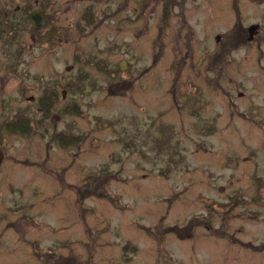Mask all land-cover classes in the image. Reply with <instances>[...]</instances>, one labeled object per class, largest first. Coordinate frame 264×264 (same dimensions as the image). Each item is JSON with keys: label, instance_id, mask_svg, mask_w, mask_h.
I'll use <instances>...</instances> for the list:
<instances>
[{"label": "rangeland", "instance_id": "rangeland-1", "mask_svg": "<svg viewBox=\"0 0 264 264\" xmlns=\"http://www.w3.org/2000/svg\"><path fill=\"white\" fill-rule=\"evenodd\" d=\"M0 149V264H264V0H0Z\"/></svg>", "mask_w": 264, "mask_h": 264}, {"label": "trees", "instance_id": "trees-1", "mask_svg": "<svg viewBox=\"0 0 264 264\" xmlns=\"http://www.w3.org/2000/svg\"><path fill=\"white\" fill-rule=\"evenodd\" d=\"M46 21L49 23V17H47L46 18ZM36 30V29H35ZM37 31V30H36ZM46 99H48V100H50V102L48 103V104H43V103H40V106H42L44 109H45V111H44V116H46V115H48V113H49V110H50V107L48 108V105H50L52 102H54V100H55V97H54V95L53 94H51V95H48L47 96V98ZM41 101L42 100H44V98H41L40 99ZM52 105V104H51ZM29 123H28V120L27 119H22V120H20V122L19 123H17V125L19 126L20 125V127L17 129V127L16 126H14L13 125V127H10V128H7L11 133H21L22 131H24L26 128H27V125H28ZM27 130H29L28 128H27ZM67 139V138H66ZM71 142V141H70ZM59 143H60V145H62V146H64V145H66L67 143H69V142H66V141H64V140H62L61 138L59 139ZM263 188V186L260 188V189H262Z\"/></svg>", "mask_w": 264, "mask_h": 264}, {"label": "water", "instance_id": "water-1", "mask_svg": "<svg viewBox=\"0 0 264 264\" xmlns=\"http://www.w3.org/2000/svg\"><path fill=\"white\" fill-rule=\"evenodd\" d=\"M28 20L36 29H40L42 27V13L40 11L31 12L28 15ZM249 29H250V34L252 35V32L255 29V26L250 27ZM216 40L217 41L219 40L218 37L216 38ZM119 67L121 70H124L123 65L120 64ZM66 69L68 71L70 70V67H67ZM1 160H2V155L0 154V162Z\"/></svg>", "mask_w": 264, "mask_h": 264}, {"label": "flooded vegetation", "instance_id": "flooded-vegetation-1", "mask_svg": "<svg viewBox=\"0 0 264 264\" xmlns=\"http://www.w3.org/2000/svg\"><path fill=\"white\" fill-rule=\"evenodd\" d=\"M240 29L243 30V28H240ZM247 35H248V37H247L248 38V41L249 42H252V39L254 38V34L253 35L250 34V29L249 28L247 29ZM43 113H44V111H43ZM0 154L2 155L1 149H0ZM3 162H4V156L2 155V160L0 162V167H1V165H2ZM256 198L259 199L260 198V194H256ZM45 252H47V254H51V255L53 254L52 251L45 250Z\"/></svg>", "mask_w": 264, "mask_h": 264}]
</instances>
